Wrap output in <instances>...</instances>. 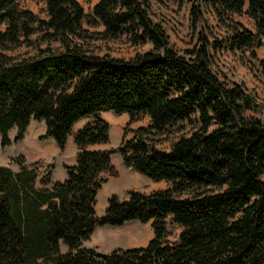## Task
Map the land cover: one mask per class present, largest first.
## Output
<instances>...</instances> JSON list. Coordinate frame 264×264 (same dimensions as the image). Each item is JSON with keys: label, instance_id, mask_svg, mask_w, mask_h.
Here are the masks:
<instances>
[{"label": "trees", "instance_id": "trees-1", "mask_svg": "<svg viewBox=\"0 0 264 264\" xmlns=\"http://www.w3.org/2000/svg\"><path fill=\"white\" fill-rule=\"evenodd\" d=\"M17 3L0 0L2 144H11L14 128L15 140H23L32 120L45 121L44 137L65 148L87 116L111 109L129 114L131 124L146 114L149 123L118 151L128 167L170 185L112 196L98 215L99 190L114 173L112 153L87 146L107 143L110 124L87 123L74 135L82 150L64 181L52 182L50 172L40 177L22 160L17 171L0 166V264H264V119L256 115L263 106L216 64L223 50L264 47V0H99L93 13L103 36L153 45L129 59L83 48L79 39L90 35L78 0H47V19ZM174 6L189 7L192 48L175 47L164 21L153 17ZM242 14L255 30L236 18ZM37 31L61 48L8 53L32 44ZM185 122L194 127L190 135L169 150L158 146L159 136ZM169 216L183 227L175 244L164 241ZM135 220L152 222L147 246L110 253L83 247L96 227Z\"/></svg>", "mask_w": 264, "mask_h": 264}, {"label": "rangeland", "instance_id": "rangeland-1", "mask_svg": "<svg viewBox=\"0 0 264 264\" xmlns=\"http://www.w3.org/2000/svg\"><path fill=\"white\" fill-rule=\"evenodd\" d=\"M84 7L86 18L83 26L90 37L86 40H80L83 48L90 53L98 55L109 54L114 57L132 58L138 53L146 52L152 49L150 42L134 43L129 36L122 35L118 38L107 39L102 35L104 26L95 18L93 10L99 0H78ZM17 8L20 10H30L38 19H47V0H18ZM174 10H162L161 15H153L156 20H163L171 43L181 49L192 48L197 44V36L189 26V7L184 6ZM236 18L243 22L248 28L255 30L254 21L247 15H237ZM37 26V25H36ZM4 28V26H3ZM43 32L37 31L29 37L32 44H24L15 47L8 53L15 57L33 55L39 52V49L50 47L51 49H60V41H51L43 38ZM216 64L228 76L236 81L245 83L246 87L256 93L257 102L263 106L262 111L257 116L264 119V47L256 45L245 48L236 53L223 50L216 57ZM97 119H102L110 124V136L107 143L87 146L90 150H108L112 153V165L114 173L106 175L107 180L99 190L96 203L98 215H103L108 201L112 196L120 199H126L129 191L139 190L144 193L162 190L169 187V182L165 180L156 181L148 178L136 170H132L123 161L118 148L129 138L133 136V131L141 125H147L150 118L146 114H139L133 123H129L130 115L127 113L116 114L111 109L100 111L96 114L87 116L79 120L72 133L69 135L65 148H60L54 138H45V121L32 120L27 128L25 137L21 141H16L17 129L9 132L11 144L4 146L0 140V166L9 167L14 171L19 169L18 160L23 164L35 168L40 177L51 173L52 182L62 179V174L66 172L67 166H73L76 163L78 154L82 150L74 141V135L87 123ZM128 127L125 133V127ZM183 129L172 133L171 135L159 136L158 146L169 150L173 142L181 136H188L194 130L193 125L183 123ZM40 187V183H38ZM214 187L213 185L210 188ZM215 188V187H214ZM166 235L164 241L170 244L179 242L183 227L173 220L172 216L167 218ZM155 237V230L152 222L141 223L130 221L122 226H98L91 237L84 241L83 247L92 248L99 252L110 253L118 249H130L134 247H145ZM67 250L65 245L62 246Z\"/></svg>", "mask_w": 264, "mask_h": 264}, {"label": "crops", "instance_id": "crops-1", "mask_svg": "<svg viewBox=\"0 0 264 264\" xmlns=\"http://www.w3.org/2000/svg\"><path fill=\"white\" fill-rule=\"evenodd\" d=\"M74 164H75V163H74ZM66 178H67V171H66L64 174H62V179H61V180H56V181H54V182L64 181Z\"/></svg>", "mask_w": 264, "mask_h": 264}, {"label": "water", "instance_id": "water-1", "mask_svg": "<svg viewBox=\"0 0 264 264\" xmlns=\"http://www.w3.org/2000/svg\"><path fill=\"white\" fill-rule=\"evenodd\" d=\"M132 168V170H135L133 167H131ZM135 221H138V220H135ZM138 222H140V221H138Z\"/></svg>", "mask_w": 264, "mask_h": 264}]
</instances>
